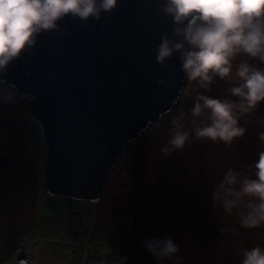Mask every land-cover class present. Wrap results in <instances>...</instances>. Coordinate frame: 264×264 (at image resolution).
Listing matches in <instances>:
<instances>
[{
	"label": "rangeland",
	"instance_id": "1",
	"mask_svg": "<svg viewBox=\"0 0 264 264\" xmlns=\"http://www.w3.org/2000/svg\"><path fill=\"white\" fill-rule=\"evenodd\" d=\"M191 87L158 126L148 127L123 153L96 203L47 193L46 148L30 115L31 100L8 88L13 100L0 103V137L5 135L0 139V264H14L24 253L20 241L30 247L33 264H94L96 258L118 255L128 257L122 264H159L145 247L150 239H171L183 257L180 264H242L244 250H264V225L244 229L239 210L225 213L212 201L228 169L248 174L264 151L257 138L264 125L245 122L264 120V102L240 120L245 135L231 146L199 141L191 134L196 95ZM227 87L216 79L210 91H197L222 100ZM181 113L189 141L167 156L160 149L170 138V121Z\"/></svg>",
	"mask_w": 264,
	"mask_h": 264
},
{
	"label": "water",
	"instance_id": "2",
	"mask_svg": "<svg viewBox=\"0 0 264 264\" xmlns=\"http://www.w3.org/2000/svg\"><path fill=\"white\" fill-rule=\"evenodd\" d=\"M160 3L118 0L100 21L65 18L61 31L39 36L32 54L23 53L0 77L31 99L50 196L98 202L123 153L178 104L186 85L179 55L163 67L156 63L160 37L171 38L172 28Z\"/></svg>",
	"mask_w": 264,
	"mask_h": 264
},
{
	"label": "clouds",
	"instance_id": "3",
	"mask_svg": "<svg viewBox=\"0 0 264 264\" xmlns=\"http://www.w3.org/2000/svg\"><path fill=\"white\" fill-rule=\"evenodd\" d=\"M117 6L118 0H0V77L23 53L32 54L39 36L61 31L60 21L68 17L82 24L90 19L100 21ZM159 10L170 18L172 28L171 38L168 34L160 37L156 63L163 67L178 54L184 80L189 87L196 86L191 87L196 92L190 110L191 134L199 141L231 146L245 135L240 120L250 118L264 102V67L255 63L264 66V0H161ZM216 79L228 85L227 98L221 100L197 91H210ZM157 83L166 86L164 80ZM189 87L181 90L183 95L190 94ZM8 88L15 85L0 79V103L13 100ZM183 119L181 113L170 121L172 131L160 149L163 154L170 156L189 141ZM245 122L264 125V120ZM257 138L264 145V131ZM250 168L248 174L228 169L212 192L214 206L221 205L225 213L239 210V224L244 229L264 225V151ZM19 243L28 247L23 241ZM145 247L159 264L165 260L180 264L183 260L178 256L179 246L171 239H150ZM243 257L242 264H264L260 247L244 250Z\"/></svg>",
	"mask_w": 264,
	"mask_h": 264
},
{
	"label": "built area",
	"instance_id": "4",
	"mask_svg": "<svg viewBox=\"0 0 264 264\" xmlns=\"http://www.w3.org/2000/svg\"><path fill=\"white\" fill-rule=\"evenodd\" d=\"M126 260H127L126 255L117 256L114 258L101 257L96 260L95 264H122ZM32 262L33 259L29 254L28 247H24V253L16 260L14 264H32Z\"/></svg>",
	"mask_w": 264,
	"mask_h": 264
},
{
	"label": "trees",
	"instance_id": "5",
	"mask_svg": "<svg viewBox=\"0 0 264 264\" xmlns=\"http://www.w3.org/2000/svg\"><path fill=\"white\" fill-rule=\"evenodd\" d=\"M4 136H5V135H4L3 133H1V137H0V139H3ZM181 170L184 171V170H185V167L182 166Z\"/></svg>",
	"mask_w": 264,
	"mask_h": 264
}]
</instances>
